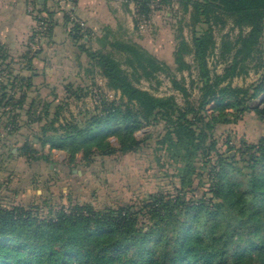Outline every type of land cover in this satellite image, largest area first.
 Here are the masks:
<instances>
[{"label": "trees", "instance_id": "obj_1", "mask_svg": "<svg viewBox=\"0 0 264 264\" xmlns=\"http://www.w3.org/2000/svg\"><path fill=\"white\" fill-rule=\"evenodd\" d=\"M136 1L139 15L151 18L153 0ZM175 1L183 8V17L174 19L182 22L189 13L193 35L190 42L180 27L171 64L113 31L97 36L100 47L91 49L92 31L77 23L71 27L73 19L64 14L70 36L90 58L88 69L100 67L108 85L127 98L123 104L104 102L94 114L56 125L58 115L51 118V103L38 113V103L29 101L31 76L9 67L0 73V120L8 112V120L19 123L25 110L28 126L40 124L38 142L64 149L72 157L79 152L88 157L137 151L148 138H140L137 131L163 121L161 148L172 164H178L174 175L179 180L174 192L160 191L141 204L122 203L99 211L82 205L70 212L51 208L47 215L23 205L0 209V264H264V136L238 147L229 146L228 140L219 145L216 134L218 126L231 121L227 108L251 110L264 119V106L251 104L260 96L264 102V71L248 87L232 85L234 77L264 68V0H161L159 7ZM57 10L64 11L61 3ZM36 11L47 18V39L55 26V12L41 0H36ZM32 15L35 25L22 58L28 65L45 45L31 54L37 21L36 12ZM228 18L240 33L235 40L224 39L221 59L226 66L217 73L209 66L217 47L214 25L225 26ZM106 47L110 49L105 51ZM6 57V47L0 43V61ZM193 67L203 80L198 104L182 106L174 95L158 96L135 83L142 76L169 72L175 86L187 93L174 72ZM212 102L218 113L206 110ZM12 132L0 139L4 148L12 144ZM24 148L30 162L49 157H35L37 149L27 142ZM8 154L15 158L13 151Z\"/></svg>", "mask_w": 264, "mask_h": 264}, {"label": "rangeland", "instance_id": "obj_2", "mask_svg": "<svg viewBox=\"0 0 264 264\" xmlns=\"http://www.w3.org/2000/svg\"><path fill=\"white\" fill-rule=\"evenodd\" d=\"M125 1L133 6L131 22L134 28L128 30L125 27L126 33L118 29L116 36L131 37L160 59L169 64L173 63L172 54L180 27H183L186 38L192 41L190 14L184 15L182 22L175 20L174 17L179 18L183 15V8L177 1L171 6L164 5L160 8L161 0H153L151 4L153 11L151 18L148 19L144 15H139L136 0ZM62 8L71 20L73 19L71 27L77 23L86 28V24L77 17L71 4L62 0ZM72 15H75L76 19L72 18ZM125 26H128V20H125ZM214 32L217 47L209 57V66L213 72L222 73L226 62L221 59V45L224 39L235 40L240 29L234 26L232 18H228L225 26L215 24ZM92 35L94 38L89 47L98 49L100 44L96 37L103 35L101 33ZM41 41L38 47L43 46L46 41L45 32ZM109 49L106 47L105 51ZM82 54H84L83 67L79 66L77 61H71L66 65L67 68L65 66L64 72L56 69L50 81H46V85L43 80L37 79L36 82H32L29 101L34 99L36 104L38 103L35 107L38 113L46 110V102L51 103V118L54 119L58 115L56 125L72 117L94 114L104 102L115 101L118 104L127 102V98L122 97L119 90L108 85V80L100 67L95 66L93 71L88 69L90 58L86 53L82 52ZM187 59L193 62L192 55H188ZM11 60L6 57L0 61V66L4 68L1 74L8 72V67L18 68L20 73L27 64L22 59L20 61L13 59L12 62ZM256 62L257 59L251 65ZM263 71L264 68L261 67L258 70L252 69L247 75L236 76L232 79V85L248 87L259 80ZM174 73L177 81L187 87V93L175 86L169 72H158L153 78L142 76L140 80L135 79V83L158 96L174 95L182 106L189 102L198 104L203 85L199 70L193 67L191 70L184 69ZM21 75L29 76L23 73ZM68 87L71 89L69 90ZM51 91L53 92L49 95ZM16 95L19 96L20 93ZM262 98L263 96L252 99V106L263 107ZM215 105V102L208 104L206 108L208 113L214 111L218 113L214 108ZM9 108L5 107V110ZM225 111L229 113L227 117L231 121L217 127L219 145L228 140L229 146L235 144L239 147L242 143L258 142L264 136V119H260L254 111L239 112L236 108H227ZM7 113L2 114L0 120V139L6 137L9 131H13L10 133L11 136L13 135V142L9 148H4V143H0V153H2L0 155V209L23 205L37 210L40 215H47L51 208L62 207L70 212L76 205H82L99 211L117 207L122 203L141 204L148 195L160 191L174 192L176 185H179L178 177L174 175L178 164H172L165 150L161 148L160 141L165 133L163 121L145 125L137 131L140 138L148 137L137 151L88 157H85L83 152H79L72 157L64 149H53L49 144L43 145L38 142V137L41 135L40 124L29 122L31 125L28 126L25 110L20 112L23 119H18L19 123L15 124L8 120ZM113 141L116 143V139ZM26 142L37 149L35 157L41 154L49 157L40 158L37 162H34L36 160L34 159V163L30 162L29 154L25 153ZM223 147L227 148V145ZM8 151H13L15 158L8 157L10 156ZM231 151L235 153L236 148H232Z\"/></svg>", "mask_w": 264, "mask_h": 264}, {"label": "crops", "instance_id": "obj_3", "mask_svg": "<svg viewBox=\"0 0 264 264\" xmlns=\"http://www.w3.org/2000/svg\"><path fill=\"white\" fill-rule=\"evenodd\" d=\"M41 1H45L49 9L55 12V26L52 34L46 39L42 51L36 54L33 61L28 65V60L23 59L27 64L21 73L29 74L35 82L37 79L43 80L46 85V81H50L56 69L64 72L66 65L71 61H77L78 65L83 67L84 54L70 36L69 28L64 21L65 12L57 10L62 0ZM64 1L71 4L77 17L86 24L92 34L104 35L107 31L116 33L118 29L126 33L125 27L128 30L134 28L131 22L133 6L125 0ZM125 20H128V26H125ZM34 25L35 18L28 9V0H0V43L6 47L8 58L22 59L25 56L26 43ZM89 40V37L85 38V41ZM48 86L52 85L48 84Z\"/></svg>", "mask_w": 264, "mask_h": 264}, {"label": "built area", "instance_id": "obj_4", "mask_svg": "<svg viewBox=\"0 0 264 264\" xmlns=\"http://www.w3.org/2000/svg\"><path fill=\"white\" fill-rule=\"evenodd\" d=\"M28 9L31 13H34L36 12L37 14V21H36V34H34V38L30 41V51H31V54H34L38 48V45L42 42L41 39H42V35L44 34L47 25H48V21H47V18L36 11V0H28ZM72 18H75V15H72Z\"/></svg>", "mask_w": 264, "mask_h": 264}]
</instances>
